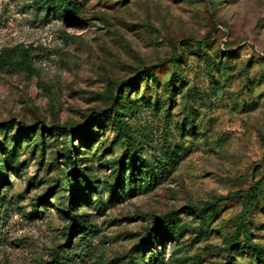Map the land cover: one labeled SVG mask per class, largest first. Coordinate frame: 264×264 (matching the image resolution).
<instances>
[{
    "label": "rangeland",
    "instance_id": "1",
    "mask_svg": "<svg viewBox=\"0 0 264 264\" xmlns=\"http://www.w3.org/2000/svg\"><path fill=\"white\" fill-rule=\"evenodd\" d=\"M0 264H264V0H0Z\"/></svg>",
    "mask_w": 264,
    "mask_h": 264
},
{
    "label": "trees",
    "instance_id": "2",
    "mask_svg": "<svg viewBox=\"0 0 264 264\" xmlns=\"http://www.w3.org/2000/svg\"><path fill=\"white\" fill-rule=\"evenodd\" d=\"M221 51H224V50H221ZM115 112L117 113L118 110L116 109ZM129 136L128 135H124L123 136V139L125 141V139L128 140ZM87 140V137L85 138V141ZM65 158L69 161L70 160V157H69V153L66 152L65 153ZM151 167H153V165L151 164ZM158 170H164L165 167L163 165H160L158 166L157 168ZM152 170H155V168L153 167ZM72 176H81V172L80 171H74L73 175ZM261 184H262V180H259L257 181L255 184H254V187L252 189L253 191V196H251L249 199L247 200H244L243 201V208H244V211L241 215V221L240 223L238 224L237 226V229L235 231V233L233 234V236L231 237L230 241H229V244H228V250L229 249H232L234 244L236 242H238L241 238H243L244 240V246H251V247H255L254 244L251 243V241L249 239H246L245 238V235H246V226H245V220H246V216H247V212L248 210H250L254 204L257 202L258 198H259V195H260V190H261ZM70 194H71V200L73 201L75 199V194H76V191L75 189H72L70 190ZM71 207H74V202H72L71 204ZM174 215L172 213H169L167 215H164L160 218L157 219V222L155 224L156 228L160 227V226H163V228L166 229V232L169 233L173 230V227H174ZM150 244H153V241H150Z\"/></svg>",
    "mask_w": 264,
    "mask_h": 264
}]
</instances>
